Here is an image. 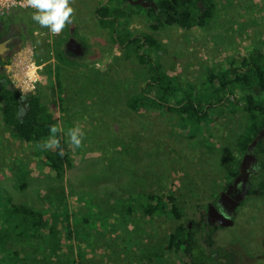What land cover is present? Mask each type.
<instances>
[{
	"label": "rangeland",
	"instance_id": "1",
	"mask_svg": "<svg viewBox=\"0 0 264 264\" xmlns=\"http://www.w3.org/2000/svg\"><path fill=\"white\" fill-rule=\"evenodd\" d=\"M216 1L218 8L207 28L172 26L155 32L165 46L160 56L163 69L185 83L201 87L212 67H228L227 59H240L253 48L264 50V0ZM98 5L99 0H72L75 18L67 28L83 42L84 52L81 56L70 52L77 62L60 67L63 102L56 110L59 126L65 135L76 126L85 132L82 148L68 144L72 167L62 178L46 174L38 145L15 138L0 118V188L11 202L46 211H53V197L64 193L73 231L71 239L64 229L56 236L12 239L11 251L18 252L19 264H73L71 259L81 260L80 264H183L173 253L166 252L157 260L148 255L162 243L172 221L145 215L142 194L174 193L186 222L199 219L197 205L211 201L216 186L230 178L228 163L245 128L247 112L240 103L235 112L216 120L209 133L192 136L191 131L185 137L175 113L129 109V96L147 81L148 65L135 56L125 57L110 30L96 19ZM13 11L14 18L9 20L24 23L21 26L27 37L23 47L31 40L41 42L39 61L54 66L57 59L46 45L66 33L51 35L32 19L33 9H7L4 15ZM125 23L134 33L151 31L142 14ZM45 67L40 77L41 96L50 105ZM250 91L260 88L254 86ZM243 92L237 90L236 96L241 98ZM20 163L30 172L23 190L13 184V166ZM2 200L4 204L6 199ZM130 206L132 213L127 210ZM83 218L88 219L84 233L81 226L75 230V223L81 225ZM202 234L200 242L206 246L210 264H264V199L251 197L239 210L234 226L213 232L211 247Z\"/></svg>",
	"mask_w": 264,
	"mask_h": 264
},
{
	"label": "trees",
	"instance_id": "2",
	"mask_svg": "<svg viewBox=\"0 0 264 264\" xmlns=\"http://www.w3.org/2000/svg\"><path fill=\"white\" fill-rule=\"evenodd\" d=\"M133 1L99 0V5L94 11L102 28L109 29L112 40L124 49L125 57L135 56L139 63L148 65L147 81L137 93L129 96L128 108L137 112L153 109L175 113L181 134L187 137L191 131L194 132L192 136L209 133L210 126H214L216 120L230 112H235L242 103L247 112V122L236 139L227 174L232 176L238 174L241 158L257 138H259L256 146L257 154L264 172V135L260 137L261 132L264 131V50L253 48L240 59H227L228 67H212L201 87L192 82L185 83L179 75L171 74L163 69L160 56L165 51V46L156 38L155 32L172 26H180L186 30L195 27L207 28L219 2L216 0H148V4L143 5ZM151 2L155 5L150 4ZM139 14L147 16L150 32L138 34L126 26V21H130ZM66 32L70 36L68 29ZM116 34L118 36H115ZM67 39L61 38L54 41L50 53L53 51L57 63L54 66L49 64L45 67V75H48L50 81L51 106L47 105L41 96L40 82L36 92L26 95L22 100V93L9 87L11 80L6 75V71H0L2 121L15 138L28 144H40L49 137V130L53 124L59 126L60 117L56 110L62 107L63 102L60 67L77 62L68 55L70 51L63 46ZM9 63L10 59L6 61V64ZM254 86H259L260 91L251 92ZM237 90L244 91L241 98L236 96ZM58 135L61 137V147L64 149L63 156L59 154V149L40 148L41 152L37 153L44 164L45 173L54 178H62L73 164L65 133ZM13 170L14 186L25 189L30 174L26 165L15 164ZM258 187L264 193V175L253 185L250 191L251 196L257 195ZM63 194L57 193L55 199L53 197V202L56 200L53 211L51 209L46 211L26 204L13 203L8 193L0 188V264H19L18 252L11 251L12 239L17 238L22 241L39 239L43 237V234L56 236L62 229L67 233V239L73 237L70 208L64 203ZM4 198L6 202L3 204ZM142 198L141 208L145 215L151 218L168 217L172 221L170 227L166 229L162 243L153 250H149V256H154L152 258L157 260L156 258H162L168 252L177 256L183 264H210L209 254L206 246L200 242V236L203 233L208 244L213 245L212 232L215 228L200 219H191L186 222V216L178 205V197L174 193L159 195L143 193ZM197 209L204 210L205 205L199 203ZM127 210L129 213L134 212L132 206ZM108 211L110 209L106 210ZM87 222L88 219L83 218L81 225L75 223V230L81 226L83 227L81 232H87ZM191 223L192 226H190ZM71 261L73 264H80L81 260L71 259Z\"/></svg>",
	"mask_w": 264,
	"mask_h": 264
},
{
	"label": "flooded vegetation",
	"instance_id": "3",
	"mask_svg": "<svg viewBox=\"0 0 264 264\" xmlns=\"http://www.w3.org/2000/svg\"><path fill=\"white\" fill-rule=\"evenodd\" d=\"M133 1V0H131ZM133 2H139L140 4H148V0H136ZM151 2L150 4H152ZM71 32L73 29L70 30ZM25 32H22L20 29L19 31H14L13 29H9L7 33L4 34V39H11V41L8 44V51L1 54V59L4 61L7 57L10 58L15 54V45L14 43L17 40H20L22 38V34ZM84 48V47H83ZM4 65V63L2 64ZM253 143V142H252ZM251 146V145H250ZM250 146L248 147L245 154L250 153L256 155V160L252 165L249 167V175L248 179L246 181L240 180L236 183V178L239 175L240 172V166H239V172L236 175H230L227 174L228 177L226 180L220 185H217V190L214 192V195L212 197V200L205 204L204 210H198L199 212V219L202 221H205L209 226L212 228H215L217 230L218 228H229L236 224V221L239 217V210L245 205L247 201H250L251 197L258 196L261 199H264V193H262L261 190L256 189L258 193L257 195L251 196L250 191L254 184L259 182V178L262 179V175H264L263 168H261L258 158V151H257V144L256 146L250 150ZM244 154V155H245ZM243 155V156H244ZM243 158V157H242ZM241 158V159H242ZM241 163V161H240ZM259 177L257 180L256 178ZM244 189L247 190L245 198L239 201V198L237 196H241L244 192ZM210 206H213L212 212L209 213ZM223 215L226 218L233 217V224L230 226H221L217 220V217ZM192 226V223L190 224ZM212 231V229H211ZM213 234V232H212ZM213 236V235H212ZM211 244H208V247H211ZM262 247H263V255H264V239L262 241Z\"/></svg>",
	"mask_w": 264,
	"mask_h": 264
},
{
	"label": "clouds",
	"instance_id": "4",
	"mask_svg": "<svg viewBox=\"0 0 264 264\" xmlns=\"http://www.w3.org/2000/svg\"><path fill=\"white\" fill-rule=\"evenodd\" d=\"M26 5L33 9L32 19L41 27L49 29L53 35L62 33L75 18V8L72 0H25ZM50 135L38 147L43 150L59 149V154L64 155L61 147V137L64 129L53 124L50 127ZM67 143L73 148H82L85 132L80 126L72 127L67 130Z\"/></svg>",
	"mask_w": 264,
	"mask_h": 264
},
{
	"label": "crops",
	"instance_id": "5",
	"mask_svg": "<svg viewBox=\"0 0 264 264\" xmlns=\"http://www.w3.org/2000/svg\"><path fill=\"white\" fill-rule=\"evenodd\" d=\"M16 10V9H15ZM15 13V11H13V12H11L10 14H5L4 15V13L3 14H0V71H6V75L8 76V78L11 80V83L9 84V87H12V88H14V89H17V86H16V82H17V80H16V78H17V76L15 75V70H16V66H15V63H14V61H13V58L17 55V56H19V55H21V54H24L26 51H28L31 47H33V50H34V58L37 60V55H38V52L40 51V47H41V45H40V43H38V41L36 42V41H34V40H31V41H28L27 43H26V46L25 47H23V44H24V42H25V38L27 37V34H26V32L25 31H23V24H21L22 22H19L17 19L16 20H13V22H12V20H9V19H11V17L12 18H14L13 17V15H11V14H14ZM9 20V21H8ZM22 25V26H21ZM9 29H13L14 31H19V29L22 31V32H25L24 34H22V38L20 39V40H17L15 43H14V45H15V54H13V56L12 57H10V58H6L4 61H2V59H1V54L2 53H5L6 51H8V44H9V42L11 41V39H4V37L6 36H4V34L5 33H7V31L9 30ZM66 29H68L69 30V28H66ZM66 29L63 31L64 33H66V37H59V38H57V40L58 39H61V38H68L67 39V41L65 42V45H63L65 48H66V50L67 51H70L69 49H68V47H67V43H68V41H69V39H70V37H72L73 36V34H72V32L70 31V36L68 35L69 33H67L66 32ZM31 33V32H30ZM62 34V33H61ZM51 35H52V33H51ZM69 36V37H68ZM74 37V36H73ZM76 39V38H75ZM56 40V39H55ZM55 40H53L52 39V41L51 42H48L47 43V47L49 46L50 47V50H51V48L53 47V43H54V41ZM77 40V39H76ZM78 41V40H77ZM79 42V41H78ZM81 43V42H80ZM82 44V43H81ZM71 53H73L72 51H70ZM84 52V51H83ZM51 54H53V51H51ZM75 54V53H74ZM76 55V54H75ZM81 55H83V54H81ZM81 55H76V56H81ZM8 59H10V63H9V66H8V64H6V61L8 60ZM12 61H13V63H12ZM37 61H39V58H38V60ZM2 62H5L4 63V65H2L3 63ZM41 64H42V69H41V71H40V76L42 75L41 73H42V70H43V67L44 66H46L47 64H48V61H44V62H40ZM51 65H52V63H50ZM53 66V65H52ZM18 90V89H17ZM23 96H25L26 97V95H24V94H22ZM1 107H2V100L0 99V113H1V111H2V109H1ZM1 118V120H2V116L0 117ZM3 122V121H2Z\"/></svg>",
	"mask_w": 264,
	"mask_h": 264
},
{
	"label": "built area",
	"instance_id": "6",
	"mask_svg": "<svg viewBox=\"0 0 264 264\" xmlns=\"http://www.w3.org/2000/svg\"><path fill=\"white\" fill-rule=\"evenodd\" d=\"M7 9L27 10L31 8L26 5L25 0H0V14ZM13 61L16 66L17 89L24 95L35 93L40 82L42 64L34 58L33 47L24 54L16 55Z\"/></svg>",
	"mask_w": 264,
	"mask_h": 264
},
{
	"label": "water",
	"instance_id": "7",
	"mask_svg": "<svg viewBox=\"0 0 264 264\" xmlns=\"http://www.w3.org/2000/svg\"><path fill=\"white\" fill-rule=\"evenodd\" d=\"M152 4L155 5L154 2ZM67 47H68V49L70 51H72L76 55L83 54V45L80 42H78L75 39V37H73V36L70 37V39H69V41L67 43ZM24 98H25V96L22 95L21 99L23 100ZM263 135H264V131L261 132L260 137L263 136ZM258 139L259 138L255 139L253 141V143L251 144V146L249 148L250 150H252L256 146V144L258 142ZM255 160H256V155H254V154L247 153V154H245L243 156V158L241 159V163H240V172H239V175L236 178V183L238 181H240V180L246 181L248 179L249 167H250V165H252L254 163ZM246 192H247V190L244 189V192L242 193V195L241 196H237L239 198L238 202L242 201L245 198ZM212 207L213 206H210L209 213L212 212V209H213ZM233 217L234 216H232L230 218H226L223 215H221V216L217 217L216 221H218V223L221 226H230V225L233 224Z\"/></svg>",
	"mask_w": 264,
	"mask_h": 264
}]
</instances>
